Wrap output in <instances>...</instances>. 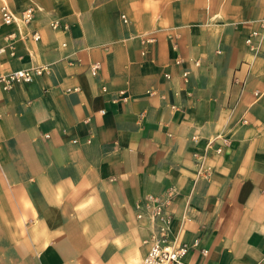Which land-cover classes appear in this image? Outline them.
I'll list each match as a JSON object with an SVG mask.
<instances>
[{
  "label": "crops",
  "instance_id": "obj_1",
  "mask_svg": "<svg viewBox=\"0 0 264 264\" xmlns=\"http://www.w3.org/2000/svg\"><path fill=\"white\" fill-rule=\"evenodd\" d=\"M263 21L264 0H0V76L44 69L0 84V264H144L147 196L182 264H264Z\"/></svg>",
  "mask_w": 264,
  "mask_h": 264
},
{
  "label": "built area",
  "instance_id": "obj_2",
  "mask_svg": "<svg viewBox=\"0 0 264 264\" xmlns=\"http://www.w3.org/2000/svg\"><path fill=\"white\" fill-rule=\"evenodd\" d=\"M34 18V9L27 8L20 14L13 13L7 5L2 7V21L5 25L17 24L18 26L29 25ZM125 20V18H124ZM53 28H57V22L51 24ZM35 40H39L40 36L37 32L33 35ZM246 44L251 50L257 52L262 44H264V21L260 26L253 30L250 36L246 39ZM5 50L0 48V55ZM199 66V62L195 63ZM99 69L98 64L91 67V72L96 75ZM43 68L19 70L7 75L0 76V84L4 90H10L16 83H31L35 78L42 74ZM187 76V73L184 74ZM221 152V149H218ZM146 208L149 210L151 220L156 223L160 221L163 223L161 236L152 234L145 242L149 244V251L143 259L144 264H182L183 258L188 254L190 248L186 244L178 245L176 242H171L169 237L168 228L171 225V216L164 211L163 204L154 196H147L145 202ZM138 217H143L140 214ZM198 240L195 241L197 245Z\"/></svg>",
  "mask_w": 264,
  "mask_h": 264
}]
</instances>
